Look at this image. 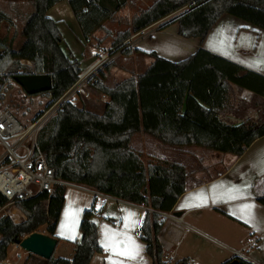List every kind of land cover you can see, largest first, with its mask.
Instances as JSON below:
<instances>
[{
    "label": "trees",
    "instance_id": "16d2710c",
    "mask_svg": "<svg viewBox=\"0 0 264 264\" xmlns=\"http://www.w3.org/2000/svg\"><path fill=\"white\" fill-rule=\"evenodd\" d=\"M14 1L29 2L34 11L24 24L23 42L18 49L13 41L8 43L0 38V101L16 76L49 75L51 91L36 96L49 99L50 107L82 76L78 59L62 48L58 23L48 16L51 8L65 0ZM67 1L85 42L89 43L106 22L118 20L117 13L132 0ZM197 1L155 0L133 16L128 30L115 34L111 50L169 17L172 18L160 30L177 24V34L184 39L205 40L224 15L264 30V0H203L189 8ZM7 19L8 15L0 9V24ZM131 54V49L122 51V55ZM146 55L154 61L141 75L113 86L106 83L112 65L99 71L89 84L108 97L103 112L97 114L73 102L62 103L40 133L38 146L57 179L149 209L139 227V238L147 245L146 252L153 264H168L161 242L165 218L159 213L173 211L187 191L190 173L182 164L169 160L158 159L157 164L145 166L141 153L131 147L132 138L145 134L173 148L199 147L241 157L264 137V76L204 49L179 62L166 60L155 52ZM22 61L32 67L21 66ZM22 69L24 74H20ZM234 87L252 92L253 99L244 101L246 105H235ZM259 106L262 108L257 110ZM248 111L257 112L258 117L252 119ZM227 116L243 121L231 123ZM65 193V187L56 186L51 193L42 192L35 198L16 202L14 208L24 215L21 222L10 216L0 217V261L7 259L9 247L16 240L27 238L43 226L50 237L57 238ZM258 201L264 206V196ZM8 204L0 193V211ZM95 215L94 206L85 211L80 223L81 239L74 242L71 260H44L29 254L25 264H90L94 255L104 253L93 220ZM177 264H188V260ZM239 264L250 263L240 259Z\"/></svg>",
    "mask_w": 264,
    "mask_h": 264
},
{
    "label": "crops",
    "instance_id": "0c3cea01",
    "mask_svg": "<svg viewBox=\"0 0 264 264\" xmlns=\"http://www.w3.org/2000/svg\"><path fill=\"white\" fill-rule=\"evenodd\" d=\"M142 1L144 0H132L117 13V19L121 21L122 18L126 20L129 17L131 20L138 10L143 9L138 7ZM28 7L27 19L34 11V7ZM48 16L58 23L63 38L62 48L66 54H72L81 64L82 60L76 53L84 50V56L90 63L85 70L81 67V78L90 71L91 74L101 71L102 53L111 48V44L106 48L104 43L108 42L107 39H110V43L113 41L109 36L101 44V39L107 36L106 32L123 31L118 28L119 21L116 24L108 21L104 24V29L95 33L90 42L86 43L67 0L51 8ZM167 19L133 35L127 40V44L113 50L114 55L120 52L116 59L122 57V63L127 64L121 68L122 72L125 69L127 71L124 73L127 74L129 69L133 73L135 70H142L138 73L141 75L154 61L147 53L155 52L166 60L179 62L204 49L264 76V30L236 17L224 15L205 40L184 39L177 34V24L160 30ZM66 22L69 23V28ZM102 33H105L104 36H101ZM127 46L132 51L130 56L122 55L123 47ZM114 70L118 71L117 68ZM243 92L245 96L251 95L253 98L252 92ZM108 101V97H105V103ZM153 140L157 141L149 135L136 134L132 138L131 147L140 152L143 143ZM135 143L141 144L140 149L135 147ZM194 148L197 147L176 149L179 152L175 160L173 157L164 158L182 164L190 173L187 191L180 197L173 211L159 213L165 218L161 237L165 260L168 264H177L182 260H188V264H225L233 259L234 251L243 250V260L250 264H264V206L258 201L264 196V137L253 143L241 157L211 151L212 153H208L212 159L205 160L202 155L193 152ZM69 187L72 189L66 191L65 204L55 233L59 241L54 253L56 259H72L74 242L81 239L82 217L86 210L94 206L96 215L93 220L97 225L99 243L104 253L94 255L90 264H153L146 252L147 245L138 234L146 212L149 211L146 207L97 193L84 185L73 184ZM233 187L241 188L242 191L231 193L237 198L229 199V189ZM186 204L192 206L185 207ZM246 204L255 207L245 210L243 206ZM69 209L72 210L71 216L67 215ZM129 212L135 215L126 220ZM125 224L130 227H125ZM106 232L109 236H114L112 241L108 240ZM128 237H132L135 245L140 246L136 259L114 254L109 247L116 242H121L118 244L119 248L131 246ZM249 239L253 242L249 243ZM12 250L17 254L21 253L20 248L14 244L9 247L8 253ZM28 255L27 252L25 257L22 255L23 259L19 262L16 258L11 262L8 255L4 261L8 264H25Z\"/></svg>",
    "mask_w": 264,
    "mask_h": 264
},
{
    "label": "rangeland",
    "instance_id": "374dc122",
    "mask_svg": "<svg viewBox=\"0 0 264 264\" xmlns=\"http://www.w3.org/2000/svg\"><path fill=\"white\" fill-rule=\"evenodd\" d=\"M155 0H144L142 1L138 7L140 8H147V6H151ZM203 1V0H202ZM201 1L195 2V4H191L189 8L199 4ZM19 4H25V5H19ZM28 4L31 8H33V5L26 1H14V0H0V9L6 13L9 17V19L5 20L0 24V38L6 39L8 43L13 41V46L15 49H18L19 46L22 44L23 39L21 37V32L24 27L25 21L27 19L26 10H28ZM27 6V7H26ZM34 9V8H33ZM135 11V6L133 8ZM141 10V9H140ZM139 11V10H138ZM130 16V15H129ZM171 18V17H169ZM169 18L167 20H169ZM125 18H122L120 20H116L114 24L118 23V28L126 31L130 27V18L128 17L126 20H123ZM67 28H69V23L66 22ZM114 30V27H112ZM69 30V29H68ZM111 35V38L114 40L115 34L118 33V31H109L106 32ZM105 33H102L101 36H104ZM107 38V36L102 40L101 44H103V41ZM108 42L104 43V46L106 48H109L110 39H107ZM94 44H98L97 42H94ZM100 47V46H99ZM125 49V48H124ZM123 50V49H122ZM107 51V50H105ZM113 50L108 49L107 52H103L101 57L102 59V65L100 66L101 71H104L107 66L112 65L111 70L108 72L106 83L109 86H113L125 79L130 78L131 76L137 77L139 76L138 73H141L142 70L138 71L135 70L134 73L131 72L129 69V74L124 73L127 71L126 69L124 72H122L121 68L123 66L126 67L127 64L122 63V57L119 59H116L120 52L114 55ZM85 52L82 49L80 52H77L76 55L78 58L82 60L81 67L83 70H85L90 63L89 60L86 59L84 56ZM101 63V62H100ZM99 63V64H100ZM21 66H27V68L32 67V64L26 61L21 62ZM117 68L118 71H115L114 69ZM114 70V71H113ZM115 72V73H114ZM25 73V70H20V74ZM98 74L97 72H94L89 76V79L87 81L83 80L80 85L76 87V89L72 90L66 97L63 98L62 103L68 101L73 102L78 107H81L82 105H85L88 109L93 110L97 114H101L103 112V106L105 104V96L97 93L94 88L89 84V81L95 78V76ZM235 91V105L240 103L241 105H246L243 103L244 101L250 102L253 98L250 97L251 95L245 96L243 91H240L236 87H234ZM253 96V95H252ZM49 99H47L45 96H29L25 93L22 87H20L16 82L11 83V88L8 90V92L5 94L4 100L0 101V111H10L13 114H15L19 120H21L23 123H30L33 121L36 116L40 113H45L50 107H48ZM257 110H260L262 107H257ZM247 115H251L250 117L252 119H256L258 117L257 112L253 111L252 113L248 111ZM255 112V113H254ZM56 112H53L52 117L48 123H50L53 118L56 116ZM254 116V117H253ZM226 120L231 123H241L243 120L239 119L234 116H227ZM153 138V137H152ZM155 139V138H154ZM155 141V140H153ZM149 141L147 143H143L141 147L140 143H135V147H140L142 150H140V153L142 155V160L145 164V166H148L149 164H157V160H168L164 158L173 157L177 158V152L176 149L179 148H173L166 145H163L159 141ZM190 148V147H188ZM185 149V148H183ZM181 150V149H180ZM193 152L199 154L200 156L205 158V160H211V156L208 152L212 153L211 151H208L207 149L202 148H194ZM195 153V154H196ZM171 161V160H169ZM201 165H204L203 163ZM73 185V184H71ZM66 191L72 189L71 187L67 186L65 187ZM66 194V193H65ZM149 210V209H148ZM150 212H153L150 210ZM2 216H11L13 220L16 222H21L24 220V215H22L16 208H14L13 205L8 206L5 210L0 211V217ZM38 233H42L44 235H48L46 228L41 227L37 231ZM49 236V235H48ZM19 252V251H18ZM23 255V257L26 256V252L21 250L20 251ZM9 260L11 262L15 261L17 253H15L13 250L8 253ZM29 256V255H28Z\"/></svg>",
    "mask_w": 264,
    "mask_h": 264
},
{
    "label": "built area",
    "instance_id": "2783aa9c",
    "mask_svg": "<svg viewBox=\"0 0 264 264\" xmlns=\"http://www.w3.org/2000/svg\"><path fill=\"white\" fill-rule=\"evenodd\" d=\"M128 42L126 41L122 46ZM90 72L85 74L45 113L30 123H23L10 111H0V193L9 201L2 210L16 202L35 198L42 192L51 193L56 186H72L70 183L57 179L55 170L39 149L38 138L50 121L53 112L57 113L63 98L76 89L83 80L88 81ZM248 242L251 243L253 240L249 239ZM16 259L18 262L22 261V254L18 253ZM235 259H245L243 250L233 252L232 260ZM0 264L8 263L0 261Z\"/></svg>",
    "mask_w": 264,
    "mask_h": 264
},
{
    "label": "water",
    "instance_id": "95a60500",
    "mask_svg": "<svg viewBox=\"0 0 264 264\" xmlns=\"http://www.w3.org/2000/svg\"><path fill=\"white\" fill-rule=\"evenodd\" d=\"M15 82L29 96L49 92L52 89V78L49 75H19L15 77ZM58 243L57 238L35 232L25 239L16 240L14 245L20 247L28 254L44 260H51L54 257ZM229 264H239V260H232Z\"/></svg>",
    "mask_w": 264,
    "mask_h": 264
},
{
    "label": "snow or ice",
    "instance_id": "6c2138e0",
    "mask_svg": "<svg viewBox=\"0 0 264 264\" xmlns=\"http://www.w3.org/2000/svg\"><path fill=\"white\" fill-rule=\"evenodd\" d=\"M242 191L241 188L238 187H233L231 189H229V199H236L237 197L235 195H232L231 193L234 192H240ZM192 205L186 204L185 207H191ZM199 206V205H196ZM255 206L252 204H246L243 206V208L245 210H251L253 209ZM67 215L71 216L72 215V210L69 209ZM135 215V213L129 212L128 216L125 217L126 220L130 219L131 217H133ZM247 222V221H246ZM139 223V222H137ZM125 227H130L129 224H125ZM106 237L108 238L109 241H112L114 239V236H109V234L106 232L105 233ZM128 241L130 242L129 247H124V248H119L118 244L121 242H116L115 244H110L109 247L110 249L113 251L114 254L120 255V256H124L127 257L129 259H136L139 255V247L138 245H135L134 241L132 240V237H128ZM113 264H115V262H113Z\"/></svg>",
    "mask_w": 264,
    "mask_h": 264
}]
</instances>
